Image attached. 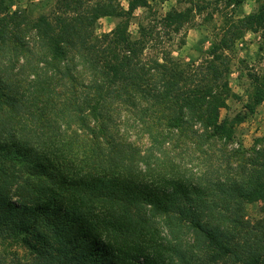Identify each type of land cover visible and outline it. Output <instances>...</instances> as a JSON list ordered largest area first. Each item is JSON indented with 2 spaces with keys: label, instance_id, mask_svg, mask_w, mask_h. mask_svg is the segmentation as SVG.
<instances>
[{
  "label": "trees",
  "instance_id": "obj_1",
  "mask_svg": "<svg viewBox=\"0 0 264 264\" xmlns=\"http://www.w3.org/2000/svg\"><path fill=\"white\" fill-rule=\"evenodd\" d=\"M0 0V264H264V137L228 147L243 111L226 51L264 29V1L200 62L173 57L192 9L129 21L148 0ZM243 0H226L237 8ZM201 9H197L200 11ZM104 17L120 19L96 33ZM259 205L249 219L245 207Z\"/></svg>",
  "mask_w": 264,
  "mask_h": 264
},
{
  "label": "rangeland",
  "instance_id": "obj_2",
  "mask_svg": "<svg viewBox=\"0 0 264 264\" xmlns=\"http://www.w3.org/2000/svg\"><path fill=\"white\" fill-rule=\"evenodd\" d=\"M55 0H8L10 10L25 8L32 15L47 13ZM264 0H243L237 8L226 5V0H148L150 9H138L129 21L132 38L137 36V25L148 19L159 20L168 11L192 9L190 22L171 39H164L169 45L173 57L183 61L200 62L207 55L212 42L217 41L225 25L256 11ZM122 9L127 8L128 0H117ZM197 9H201L197 11ZM120 19L104 17L99 20L96 33L112 30ZM229 59V87L232 96L227 99V107L220 112L221 118L231 119L243 111V104L252 89V81L264 74V29L257 32H245L244 35L225 52ZM264 137V102L257 106L253 114L248 115L236 128L235 141L228 147L241 145L247 149L255 144L256 139ZM249 219L259 217V205L245 207Z\"/></svg>",
  "mask_w": 264,
  "mask_h": 264
}]
</instances>
